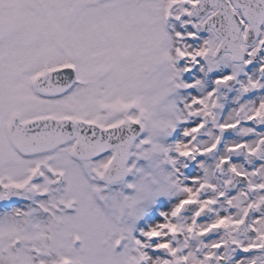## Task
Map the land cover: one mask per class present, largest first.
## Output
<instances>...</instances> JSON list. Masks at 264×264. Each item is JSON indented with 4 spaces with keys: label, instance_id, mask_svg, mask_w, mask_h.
I'll use <instances>...</instances> for the list:
<instances>
[{
    "label": "snow or ice",
    "instance_id": "snow-or-ice-1",
    "mask_svg": "<svg viewBox=\"0 0 264 264\" xmlns=\"http://www.w3.org/2000/svg\"><path fill=\"white\" fill-rule=\"evenodd\" d=\"M0 264H264V0H0Z\"/></svg>",
    "mask_w": 264,
    "mask_h": 264
}]
</instances>
